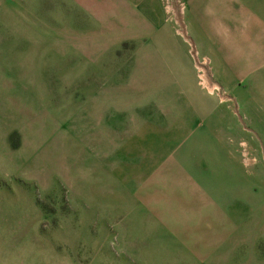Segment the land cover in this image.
Wrapping results in <instances>:
<instances>
[{
  "label": "rangeland",
  "instance_id": "1",
  "mask_svg": "<svg viewBox=\"0 0 264 264\" xmlns=\"http://www.w3.org/2000/svg\"><path fill=\"white\" fill-rule=\"evenodd\" d=\"M126 3L0 0V264H264L244 39Z\"/></svg>",
  "mask_w": 264,
  "mask_h": 264
},
{
  "label": "crops",
  "instance_id": "2",
  "mask_svg": "<svg viewBox=\"0 0 264 264\" xmlns=\"http://www.w3.org/2000/svg\"><path fill=\"white\" fill-rule=\"evenodd\" d=\"M123 7L139 8L143 15L150 6H157L158 0H125ZM185 5L187 25L184 31L201 33L203 40L209 47H233L227 37L234 33V37L244 39L243 46L248 47V80L264 79V0H181ZM132 3V4H131ZM128 5V6H127ZM136 8V9H137ZM174 6L168 3L167 10L174 13ZM163 10L160 13L163 15ZM150 17V16H149ZM165 29H170L168 25ZM223 33V34H222ZM199 37V34H197ZM253 64L263 65L254 69ZM258 66V65H257ZM256 73L258 78L253 77Z\"/></svg>",
  "mask_w": 264,
  "mask_h": 264
}]
</instances>
